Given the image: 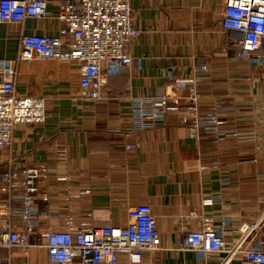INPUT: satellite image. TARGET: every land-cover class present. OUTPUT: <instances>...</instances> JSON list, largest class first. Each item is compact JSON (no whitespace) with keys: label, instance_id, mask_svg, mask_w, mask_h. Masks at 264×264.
Here are the masks:
<instances>
[{"label":"crops","instance_id":"1","mask_svg":"<svg viewBox=\"0 0 264 264\" xmlns=\"http://www.w3.org/2000/svg\"><path fill=\"white\" fill-rule=\"evenodd\" d=\"M59 1L47 0L48 17L0 22V65L16 57L22 35L57 34L62 26L55 18ZM131 4L133 21L141 29L126 46L132 62L105 70L101 99L78 97L79 66L73 62L14 63L15 91L44 97L46 117L13 130L10 145L0 150V169L44 163L47 172L38 183L41 193L34 211L39 223L31 245L0 248V259L10 264H51L44 240L36 234L47 227L64 229L68 221L73 226H123L128 209L140 203L151 206L160 237L159 249L146 253L141 264H222L226 251L203 253L183 247L184 234L208 216L230 248L240 240L242 223L264 211V59L226 48L222 0H131ZM201 65L207 70L199 69ZM184 76L202 80L199 112L215 106L238 128L237 137L192 138L180 120L181 112H168L160 126L134 128L131 99L155 95L169 79ZM58 145L66 148V162L56 159ZM214 159L218 167L199 168ZM224 176L227 183L221 181ZM218 192L221 196L210 205L203 203ZM42 193L47 194L46 201ZM7 203V196L0 194V208ZM246 245L264 248V227ZM242 261L236 252L225 264ZM119 264H127L125 254L119 256Z\"/></svg>","mask_w":264,"mask_h":264},{"label":"built area","instance_id":"2","mask_svg":"<svg viewBox=\"0 0 264 264\" xmlns=\"http://www.w3.org/2000/svg\"><path fill=\"white\" fill-rule=\"evenodd\" d=\"M221 25L228 33L226 48L236 49L243 57L264 59V0H222ZM131 0H60L55 18L62 22L57 34L30 33L20 37V48L13 60L0 65V150L10 145L13 130L24 123H41L46 117V101L42 96L19 94L15 91V64L32 59H52L73 62L79 66L78 97L99 100L103 97L105 70L129 66L131 55L128 43L138 37L132 15ZM26 17H48L47 0H0V22H22ZM15 63V64H14ZM14 65V67H13ZM207 70L206 65L199 67ZM202 80L194 76L169 79L166 88L155 95L131 99L135 129L160 126L168 112H181V122L188 135L199 140L202 136L213 141L237 137L239 130L223 118L215 106L199 112V86ZM185 106L183 110L181 108ZM133 148V144H127ZM56 159L66 162L64 146L55 147ZM214 159L200 165V169L219 166ZM44 163L0 169V194L7 196L8 205L0 208V248L14 246L26 249L38 225L34 211L40 192L39 181L46 177ZM228 182V177L221 179ZM88 193V190L85 191ZM221 196L218 192L203 199L210 205ZM46 193L41 199L46 201ZM17 202V207L11 203ZM19 218L18 224L13 219ZM211 217H203L201 225L186 232L183 247L203 253L226 251L229 257L242 255V264H264V248L244 242L264 227V211L240 226V240L227 248L221 230L214 227ZM44 240L47 259L51 264H119L125 254L127 264H141L143 256L159 249L157 220L148 203L132 206L127 211V223L73 226L68 221L64 229L47 227L36 233ZM0 264H10L0 259Z\"/></svg>","mask_w":264,"mask_h":264}]
</instances>
